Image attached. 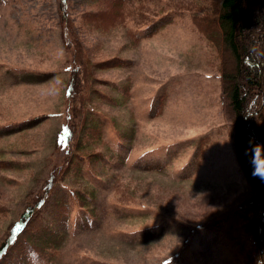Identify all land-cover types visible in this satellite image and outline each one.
<instances>
[{
	"label": "rangeland",
	"instance_id": "obj_1",
	"mask_svg": "<svg viewBox=\"0 0 264 264\" xmlns=\"http://www.w3.org/2000/svg\"><path fill=\"white\" fill-rule=\"evenodd\" d=\"M156 1L115 7L94 28L83 12L106 10L102 0H66V16L60 0H0V247L38 207L72 128L76 141L81 49L111 65L89 82V156L49 192L65 204L45 202L33 225L60 227V264H253L256 213L220 93L219 49L184 8L196 0ZM158 3L173 18L152 30ZM13 255L6 264H26Z\"/></svg>",
	"mask_w": 264,
	"mask_h": 264
},
{
	"label": "trees",
	"instance_id": "obj_2",
	"mask_svg": "<svg viewBox=\"0 0 264 264\" xmlns=\"http://www.w3.org/2000/svg\"><path fill=\"white\" fill-rule=\"evenodd\" d=\"M136 1L141 3L140 7L146 8V1L150 0ZM133 2L134 0H102V3L108 7L106 10L86 11L83 12V16L90 19L89 24L95 28L113 8L121 7L122 11L123 5ZM154 2L157 1L153 0ZM60 4L64 10L67 2L60 0ZM156 5L159 6L158 11L154 12L157 22L154 20L151 28L149 27L152 30L158 29L173 18L169 13L172 11L170 7L163 12V6L160 3ZM184 8L191 13L197 27L219 49L222 84L220 93L224 110L233 123L234 152L240 169L252 189L251 197L247 200L252 211L256 213L253 229L257 239L251 251L254 254L253 264H264V0H196V3L188 1ZM64 12L66 16L67 10L65 9ZM138 31L140 30H137L136 36H139ZM81 52L82 50L78 49L74 54L73 71L71 66V71L76 76L71 81L82 80L78 82V97L74 95L76 100L82 102L78 104L79 101L70 99L71 111L78 116L82 114L76 141L70 144L76 134L75 129L72 128L71 133L66 136V154L61 163L54 166L50 181L43 190V198L36 202L38 207L35 209L36 205L30 206L20 221L13 225L9 237L2 243L0 264H6L8 257L16 252L17 254L13 255L14 262L19 258L24 259L26 264H60V259L53 248L55 238L61 231L60 227L58 230L50 225L41 228L33 225L40 218L44 208L49 205L60 207L65 204L60 199L51 201L48 194L56 187L59 179L75 168L78 172L81 168L80 160L89 156L83 151L87 143L82 140L83 136L91 134L95 120L94 112L88 107L93 97L89 82L93 69L111 65L107 64V60L91 63L86 53ZM113 59V66L126 63L120 57ZM39 74L41 73H38L36 78ZM71 90L72 85H70ZM77 158L79 161H76ZM88 167L91 170V167ZM74 194L72 191V195ZM81 195L85 198L83 194ZM36 198L31 203H34ZM44 203V208L40 209ZM90 216L86 217L89 221ZM21 252L23 254L18 255Z\"/></svg>",
	"mask_w": 264,
	"mask_h": 264
}]
</instances>
